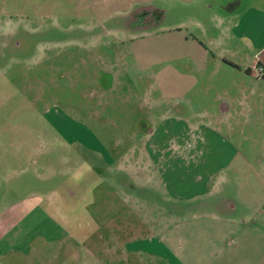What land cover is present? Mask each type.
I'll return each instance as SVG.
<instances>
[{
    "label": "rangeland",
    "instance_id": "1",
    "mask_svg": "<svg viewBox=\"0 0 264 264\" xmlns=\"http://www.w3.org/2000/svg\"><path fill=\"white\" fill-rule=\"evenodd\" d=\"M225 2L228 0H214L212 11H218L216 3L223 6ZM251 2L240 0L232 12L242 11ZM128 5H143L151 25L174 24L204 12L199 9L202 0L189 4L177 0H0V264H111V234L104 227H110L111 213L120 207L121 225L128 220L126 210L134 209L139 213L135 224L163 226L180 219L181 206L180 217L186 219L201 210L209 212L208 205L222 216L249 211L246 204L250 202L264 205V92L248 95L250 89L259 92V85L261 89L264 85L239 70L248 55L227 53L217 64L209 58L205 73L195 74L196 85L176 91L180 120L166 118L162 122L166 126H160L161 120L156 123L153 119L159 113H149L145 103L155 93L145 95L143 89L150 88V82L173 89L177 75L155 79L158 60L143 70L139 68L142 59L136 57L135 66L130 57L138 55V48L117 42L104 30L126 26L123 16L112 12ZM161 9L165 11L160 21ZM103 15L108 19L101 23V32L95 24ZM136 24L130 21L127 26L140 27ZM143 38L141 43L147 44L143 50L156 52L153 46L159 41ZM184 61L177 59L175 65L186 75L191 68ZM126 62L128 66H122ZM239 87L247 90V103L229 107L232 118L227 124L213 121L209 115L219 116L218 100L243 98ZM174 96L167 98L173 100ZM208 127L220 133V138L210 134ZM165 130L179 134L174 141L178 148L180 143L191 146L194 141L203 154L196 155V162L194 154L167 160L166 165L176 168L168 171L160 165L162 173L168 172L163 179L182 172L187 184L182 194L202 196L180 205L159 197L157 191L145 192L157 205L160 202L165 209L178 212L169 209L172 213L164 214L162 206L155 207L157 213L149 218V209L141 201L126 209L132 203L126 202L124 183L133 177L134 181L144 178L157 184V166H149V161L138 163L137 158L145 152L143 133L151 134L153 150L165 151ZM133 146L136 159L131 156ZM103 148L114 157L115 165L110 168L97 151ZM222 149L230 153V159L215 178L224 177V186L215 191L204 181L188 185L193 175L204 178L210 161L212 168L224 161ZM157 185L154 187L161 190ZM207 190L211 193L208 199L203 195ZM171 191L175 194L182 189L166 190ZM97 234L103 237L100 244Z\"/></svg>",
    "mask_w": 264,
    "mask_h": 264
},
{
    "label": "crops",
    "instance_id": "2",
    "mask_svg": "<svg viewBox=\"0 0 264 264\" xmlns=\"http://www.w3.org/2000/svg\"><path fill=\"white\" fill-rule=\"evenodd\" d=\"M177 1L182 4H189L193 0ZM202 2L204 5L199 6V9L204 11L201 17H197L198 14L188 15L183 20L174 22V24L166 25H160L158 23L157 25L148 24L140 27L135 26L133 28L126 25L125 27L121 26L104 29L106 30V34L116 37L117 42H121L123 45L128 42L134 44L138 48V55L136 56L135 53H132V56L130 57L131 63L134 62L135 66L136 57L142 59V66H139V68L143 67V70L155 66V63L158 60L160 64H158L159 67L156 68L154 73L155 79L158 75H162V78L165 74L174 73L177 75L176 85L173 89L164 87L162 89L160 88L161 83L159 82H150V88L147 86L143 89L145 95L150 91V93H155L156 95L152 96V94H149L153 99L150 100V96H147L149 97L148 100L150 102L147 100L145 103H147L149 113H159V116H156L153 119L156 120V123L161 122L160 126L165 125L162 122H164L166 118L174 119L176 121L180 120L179 118H181V116H178L177 114L180 110L178 105L181 104V102L180 96L176 91H180V89L188 90L191 87L193 88L197 83V77L195 74H198V72L205 73L209 64H211L209 58H211L213 64H217L220 61L219 59H223L227 53L233 54L237 52H245L242 55L247 54L248 56H246L243 68L239 70H243L242 73L247 77L252 78L255 83L261 82L262 85H264V77L255 78L249 70L250 66L256 60H259L264 64V0H252L250 4L239 12L232 11L233 8H236L240 4V0H228L223 6L222 4L219 5L216 3L219 7L218 11H212L213 8L211 3L214 2V0L212 2H205L202 0ZM222 8L226 9L225 12H219ZM139 9L140 8L134 7L133 5H128L124 9L114 8L112 13H120V16H123L121 18H124L125 23L128 24L133 12L138 11ZM164 11L165 10L163 9L160 10V21L163 19ZM228 15H230L231 18H229ZM107 19L108 15H103L96 19L95 26L102 28L101 32L103 31L101 23ZM107 30L108 32L110 31V33H108ZM121 37H129V39H123ZM143 37H149L152 40L159 41L157 46H153V49L156 50V52L145 51L147 44L141 43L140 41L144 39ZM133 51L135 50L133 49ZM140 52H143L141 55L142 57L139 55ZM118 58L121 60L120 62H122L121 57L118 56ZM177 59L182 62L185 60L184 62L189 64L191 69L188 74L183 75L180 68L175 65L177 64ZM169 63L170 66L167 67ZM123 65L128 66V62L122 64V66ZM259 86V92L250 89L248 95H259L261 92H264V87L261 89V85ZM156 91H158L159 96ZM246 91L247 90L244 87H239V92L243 98H237L233 102L218 100L220 101V104L218 105L219 116L212 113L209 117L213 118V121H216L217 123L220 122L223 125L227 124L232 118V115H230L232 112L229 107L232 104L235 108L238 105L242 106L247 103V98L246 96L244 97ZM161 94L164 96L161 97ZM174 94L175 98L173 100L167 98L169 95ZM145 103L143 104L144 106ZM153 119L151 120L153 121ZM157 119H160L161 121H158ZM209 124L210 122L208 125ZM204 125L206 124H201V126ZM212 127L206 129H209L210 134L216 135L220 138V133ZM151 131L152 129L150 128L149 132ZM171 131L172 130L162 131L165 132L167 137L165 141L167 147L165 151L159 150L157 152L153 150L152 145L149 146V136L151 134L143 133L145 134L143 135L145 152L143 156L140 155L137 160L138 163L141 164H144L145 161H149V166H157L156 168L159 169V178H156L158 185L154 183L155 180L148 182L142 178L137 179L139 181L136 180V182L134 181L135 178L132 177L131 181L125 183L127 184L126 191L128 192V196L126 197L128 200L126 202L127 204L132 203V205H128L126 209H130L131 207L134 208V203H136V201H141L144 203L145 207H148L149 214L151 215L149 216L150 218L157 213V208L155 207H159L158 209L164 208L160 205V202L157 205L156 203L158 202L156 200H151V196L149 198L144 196L145 192L151 194V191H157L160 194L159 197L163 196L167 200H173L174 202L180 203V205H183V201H193L202 196V193L201 195L194 193L186 195L182 194L183 188L187 189V184L184 183L185 178H183L182 172H180V176H176L175 178L170 179L167 177L163 179V177L168 174L165 170L170 171L175 167L166 165L165 163L167 160L173 159L176 161L175 159L177 155L182 160L184 155L194 154L196 162V155L198 154L199 156L203 154V152L199 151L200 148L197 149L194 141L191 146H184L180 143L181 146L178 148L174 141L178 139L177 136L179 134H175ZM192 135L195 136L194 132L191 133V136ZM204 145L205 144L203 143V146ZM168 147L173 148V150L169 151ZM191 148H193V150H191ZM103 149L97 151L102 154L100 156L101 160L104 161L102 162L110 168L115 165L114 157L110 156L109 152H111V150L107 151L104 149L109 156L108 160H106L102 152ZM222 150L224 153V161L218 163V166L215 168L210 166V161L206 174L203 176L204 178L202 177L203 179H200L199 176L193 175L191 176L188 185L204 181L203 183H206L211 190H213L212 187H214L215 191H217V187L224 186V177L219 176V178H215L216 173H219L224 169L225 165L227 166V161L230 159V153L226 151V149ZM130 151L132 158L136 159L134 156L136 153L135 146H133ZM217 159L218 158L214 159L212 165L217 162ZM160 165L162 167L164 165V173L160 171L162 170ZM181 166L183 167V165ZM146 178L147 177H145V179ZM155 185L161 186V190L154 187ZM122 186H124V184H122ZM163 188L174 191L181 188L182 191L180 192L181 194H173L172 191L168 194L166 190L163 192ZM136 189H142V191L140 190L139 193H136ZM203 193L205 196L207 194V199L211 196V193L208 190ZM155 197L157 198V196ZM247 205L250 206L249 211L236 216H222L216 212L214 213L208 205L209 212L207 210H201L199 214L191 215L186 219H182L183 215L180 217L182 210L181 206L179 213L180 219L177 218L172 220V222L163 226H159L157 223L147 225L135 224L134 220L138 217L139 213L136 214L134 209L126 210V219L128 220L125 221V226L121 225L119 220L124 217L120 216L118 213L120 207L111 213L112 224L110 227H104L105 231H109L111 234V244L113 246L112 249L114 250V253L111 256V264H264V205H261L256 201L250 202L246 204V206ZM161 206L162 208H160ZM169 209L172 212L174 211V214L177 215V209ZM169 209L164 208L163 213H172L171 211H168ZM115 218L117 219L114 220ZM100 225L104 226L102 225V222H100ZM154 226H158V228L155 229ZM124 235L125 239H120Z\"/></svg>",
    "mask_w": 264,
    "mask_h": 264
},
{
    "label": "flooded vegetation",
    "instance_id": "3",
    "mask_svg": "<svg viewBox=\"0 0 264 264\" xmlns=\"http://www.w3.org/2000/svg\"><path fill=\"white\" fill-rule=\"evenodd\" d=\"M140 8L138 11H134L133 12V15L131 16L132 19H129V21H135L137 24L136 25H139L140 26H143V25H148V24H151L150 20H149V13L144 9L143 6H140L138 7ZM134 16V17H133ZM125 23V21H124ZM125 25V24H124ZM127 25V24H126ZM125 27V26H124ZM135 27V26H134ZM109 35V34H108ZM102 36V35H101ZM255 63H258V64H261L264 68V64L262 62H260L259 60H256ZM264 77V72L259 76V77H255V78H263ZM139 127V125H138ZM126 183V182H125ZM124 183V184H125ZM131 186V185H130ZM98 233V232H97ZM101 234H97V237L96 239L100 238V241L99 244L102 242V238H101Z\"/></svg>",
    "mask_w": 264,
    "mask_h": 264
},
{
    "label": "built area",
    "instance_id": "4",
    "mask_svg": "<svg viewBox=\"0 0 264 264\" xmlns=\"http://www.w3.org/2000/svg\"><path fill=\"white\" fill-rule=\"evenodd\" d=\"M250 71L254 77H259L264 72V68L261 64L254 62L250 67Z\"/></svg>",
    "mask_w": 264,
    "mask_h": 264
}]
</instances>
